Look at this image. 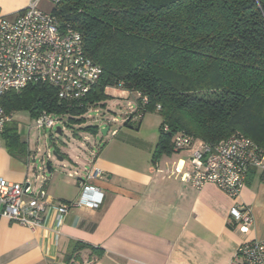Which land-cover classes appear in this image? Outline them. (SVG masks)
<instances>
[{"label": "trees", "instance_id": "trees-1", "mask_svg": "<svg viewBox=\"0 0 264 264\" xmlns=\"http://www.w3.org/2000/svg\"><path fill=\"white\" fill-rule=\"evenodd\" d=\"M52 13L81 34L102 74L72 101L48 83L9 90L1 96L7 113L46 111L97 133L85 115L106 106L115 87L138 95L125 125L135 128L138 109L161 116L154 161L173 151L177 133L217 144L240 132L264 148V0H61ZM18 125L7 123L1 138L24 157Z\"/></svg>", "mask_w": 264, "mask_h": 264}, {"label": "crops", "instance_id": "crops-1", "mask_svg": "<svg viewBox=\"0 0 264 264\" xmlns=\"http://www.w3.org/2000/svg\"><path fill=\"white\" fill-rule=\"evenodd\" d=\"M31 1L0 0V16L13 15ZM39 5L47 11L54 7L47 0H40ZM106 92L113 104L126 100L137 105L138 95L115 87ZM148 116L154 115L145 113L133 119L137 130L143 128ZM153 118L155 130L144 138L134 135L130 127L123 133L113 130L114 137L105 144L87 142L80 171L77 162L76 166L49 162L51 175L42 170L43 174L37 175L42 182L36 189L44 187L53 203L75 200L79 181L93 165L103 171L92 180L104 192L103 203L97 208L72 207L61 224L49 209L43 225L34 229L0 218V264H70L75 260L90 264H234L244 241L264 239L261 171H248L238 198L254 216L252 229L244 233L231 220L235 200L230 194L214 183L196 188L176 172L180 162L189 157L188 149H173L153 160L162 121L161 116ZM37 150L29 148L26 156H16L0 138V176L27 181L31 160H36L40 148ZM48 152L42 154L43 160L44 155L51 158ZM77 243L89 247L78 249Z\"/></svg>", "mask_w": 264, "mask_h": 264}, {"label": "built area", "instance_id": "built-area-1", "mask_svg": "<svg viewBox=\"0 0 264 264\" xmlns=\"http://www.w3.org/2000/svg\"><path fill=\"white\" fill-rule=\"evenodd\" d=\"M47 1L53 6L61 2ZM39 2L33 0L13 15L0 16V138L6 124L14 120V113H7L1 103L5 92L42 82L55 86L60 98L72 101L85 97L102 74L100 65L85 53L81 34L69 25L62 26L52 10L43 9ZM146 102L144 97L143 104ZM130 108L132 114L138 107L130 105ZM143 115L138 109L137 116ZM59 120L58 116L43 111L34 118V126L36 129L53 128ZM21 128L19 124V132ZM174 149L189 151V157L180 162L176 172L182 173L184 180L196 188L214 183L230 194L235 200L230 209L231 220L242 232L248 233L254 225V216L251 208L238 198L250 169L264 174V148L237 132L217 144L177 133ZM40 169L46 171L44 161ZM102 175L100 168L94 165L88 168L85 178L79 181L78 197L59 204L53 203L42 186L35 189L29 180L15 182L0 176V218L34 229L43 225L47 211L53 209L61 224L72 207L97 208L103 203L104 192L92 181ZM70 264L90 263L73 261ZM234 264H264V239L244 241L237 250Z\"/></svg>", "mask_w": 264, "mask_h": 264}, {"label": "rangeland", "instance_id": "rangeland-1", "mask_svg": "<svg viewBox=\"0 0 264 264\" xmlns=\"http://www.w3.org/2000/svg\"><path fill=\"white\" fill-rule=\"evenodd\" d=\"M108 102L106 106H100L98 109H91L85 115L88 117V124L99 125L100 130L97 133L81 129L84 125L74 122L73 120H68L66 117L59 120L53 128L45 127L36 129L34 126V118H32L27 111L14 113V120L22 127L20 131L21 137L26 140L28 139L27 143L30 150L36 151L38 147L40 148L36 160H31L28 176V180L32 182L35 189L38 187L37 185L42 182L41 178H39V180L36 176L38 174H43V171L40 169L43 161L45 163L52 162L53 164L67 163L73 166H76L75 162H77L79 163L78 171H80L85 158V144H87V142L94 143L98 141L105 144L114 137L112 134L113 130H118L122 133L130 131V127L125 125L124 122L131 109L127 101L122 100L119 104H113L110 100ZM146 114H153L154 116H148L149 118L146 119V124L140 131L137 130L138 123L134 122L135 120L132 121V124L135 126L132 132L134 135L144 138L155 130L156 122L153 117L158 116L160 119V115L157 112H147ZM115 118L116 120H114ZM134 118L140 117L135 115L133 119ZM107 125H110V130L108 134L104 135L101 129ZM58 127H61L62 134L57 132ZM47 150L52 153V156L48 159L46 155H44L45 159L43 160L42 154ZM54 150H58L60 153L64 154L63 161L57 160L53 155ZM50 175L51 172L46 170V176Z\"/></svg>", "mask_w": 264, "mask_h": 264}, {"label": "water", "instance_id": "water-1", "mask_svg": "<svg viewBox=\"0 0 264 264\" xmlns=\"http://www.w3.org/2000/svg\"><path fill=\"white\" fill-rule=\"evenodd\" d=\"M108 130H109V125H107L106 127L102 128V129H101V132H102L104 135H106L107 132H108ZM57 132L60 133V134H62V129H61V127H58V128H57ZM53 155H54L57 159H59L60 161H62V160L64 159L63 155H60L56 150L53 151ZM46 170L51 171V164H50L49 162L46 163ZM28 184H29V183H27V185H28Z\"/></svg>", "mask_w": 264, "mask_h": 264}]
</instances>
